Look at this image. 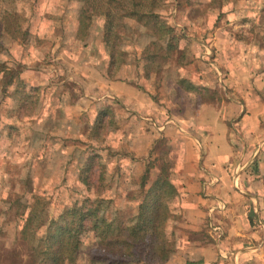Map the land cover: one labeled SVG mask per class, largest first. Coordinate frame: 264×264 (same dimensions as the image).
<instances>
[{"label":"rangeland","instance_id":"1","mask_svg":"<svg viewBox=\"0 0 264 264\" xmlns=\"http://www.w3.org/2000/svg\"><path fill=\"white\" fill-rule=\"evenodd\" d=\"M82 7L81 0H0V62L5 68L17 70L9 93L2 92L0 84L3 261L10 257L27 216L18 213L23 209L21 203H34L29 198L32 194L41 197L38 207H43L44 198L48 202L46 223L58 213L55 205L61 212L73 201L89 196L94 201L102 199L101 212L108 220L131 224L128 219L137 212L141 176L146 171V188L160 174L168 176L176 188L168 198L170 219L166 227L174 233L177 251L183 237L184 214L173 180L179 178L175 167L182 149L175 143L170 145L157 129L170 113L193 124L212 106L222 112L221 118H226L229 138L253 144L264 142V49L260 41L264 38V0H166L162 14L183 35L180 61L177 59L181 53H176L160 65L149 63L145 48L153 37L140 24L120 40L126 54L118 58L126 63H122L116 78L124 68L125 79L133 81L136 76L142 88L152 94L166 113L153 121L141 118L117 98L97 101V93H91L87 102L77 107L85 96L87 79H93L92 73H100L99 69L105 71L100 65L107 64L110 73L111 55L114 52L117 56L120 51L111 52L103 41L105 19L101 16L95 17L87 35L78 32ZM82 57L90 62V68L82 70L78 65ZM192 82L197 88L191 89ZM23 85L41 89L36 96L26 98L21 94ZM37 96L38 102L29 112ZM243 105L249 114L259 116L258 131L247 132L244 138L240 129L249 125L233 115ZM30 113L34 120H30ZM135 148L144 153L137 157ZM95 155L93 167L83 174L82 166ZM83 175L88 176L89 187L81 181ZM263 186L256 183L251 190H264ZM189 236L207 243L214 240L209 230ZM81 238L75 264H92L100 239L93 230L84 232ZM22 264H27L26 257ZM130 264L153 262L142 255Z\"/></svg>","mask_w":264,"mask_h":264},{"label":"crops","instance_id":"2","mask_svg":"<svg viewBox=\"0 0 264 264\" xmlns=\"http://www.w3.org/2000/svg\"><path fill=\"white\" fill-rule=\"evenodd\" d=\"M83 60L82 57L78 61L81 69L90 68V62ZM98 67L105 71L99 69L100 73H92L93 79H87L85 96L77 107L81 108L79 104H85L91 93H97V101L117 98L145 120H159L166 115L152 94L136 81V76L133 81L125 79L122 68L119 77L113 79L108 76L107 64ZM192 84L197 88V84ZM207 108V114L201 112L193 124L170 113L157 127L170 145L175 143L182 149L175 167L179 178L173 181L181 199L184 230L169 264H264V190H251L256 183L264 184V142L232 140L222 112L212 106ZM244 109L243 105L233 114L249 125L240 129L243 138L247 132L259 129V116ZM134 151L137 157L144 153L139 148ZM207 230L214 239L211 243L189 236Z\"/></svg>","mask_w":264,"mask_h":264},{"label":"trees","instance_id":"3","mask_svg":"<svg viewBox=\"0 0 264 264\" xmlns=\"http://www.w3.org/2000/svg\"><path fill=\"white\" fill-rule=\"evenodd\" d=\"M81 1L83 7L78 32L87 35L95 17L101 16L105 19L103 41L111 52L120 50L117 56H114V52L111 55L109 77L116 78V73L122 63H126L125 59L121 61L118 58L126 54L121 50L119 42L129 36L130 30L134 31L137 24H140L145 32L153 37L145 48L149 63L155 62L160 65L172 59L176 53H181L177 61L181 60L183 35L162 14L166 0ZM219 1L222 2V0ZM260 41L264 49V38L261 37ZM0 73L1 91L9 93L8 89L13 85V79L17 78V70L5 68L0 62ZM150 73L147 70L146 75L150 76ZM190 86L191 89H195L193 84ZM23 87L28 88L27 85ZM28 89L30 93L29 91L21 93L25 94L26 98L36 96L41 88L35 86ZM15 92L18 94L19 89ZM20 101H22V96H20ZM37 102L38 96L33 99L29 112H32ZM29 118L34 120L31 113ZM1 123L0 120V126ZM7 126L16 128L14 124ZM97 156L90 157L86 166H82L83 174L90 171L94 165V163L92 165V160L93 158L95 160ZM148 173L146 171L141 176V198L137 205V212L128 219L131 224L117 221L119 219L108 220L101 212L102 199L94 201L89 196L73 201L61 212L55 205V211L58 213L51 215L46 223L48 218H45V211L48 202L44 198L43 207H38L37 204L40 203L41 197L32 194L29 198H32L34 203H21L23 209L18 211L22 216H27L17 242L8 259L4 258L3 261V257H0V264H22L25 257L27 264H75L82 247L81 236L89 230H93L100 239L98 249L91 258L92 264H130L135 259L138 261L142 255L149 258L153 264H168L176 251L174 233L168 232L166 227L170 219L168 198L175 194L176 188L171 179L164 174L158 175L146 188ZM81 179L89 187L88 176L83 175ZM43 227L45 231L40 235L39 232Z\"/></svg>","mask_w":264,"mask_h":264}]
</instances>
